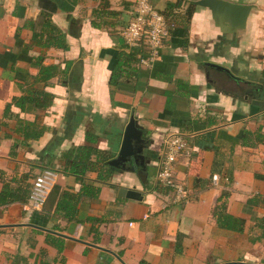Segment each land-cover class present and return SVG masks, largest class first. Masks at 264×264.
Instances as JSON below:
<instances>
[{
  "label": "crops",
  "instance_id": "1",
  "mask_svg": "<svg viewBox=\"0 0 264 264\" xmlns=\"http://www.w3.org/2000/svg\"><path fill=\"white\" fill-rule=\"evenodd\" d=\"M196 1H154L169 34L158 58L142 65L148 47L123 37L133 0H0V193L27 174L32 191L45 170L58 174L54 188L78 192L62 154L88 146L117 158L132 117L146 144L144 160L116 167L98 200L80 204L77 222L54 215V188L39 210L30 200L0 205V264H264V0H226L254 6L246 30L235 34L221 32ZM45 21L65 34L67 49L36 43ZM119 56L123 76L112 86ZM40 62L63 72L48 87L35 82ZM33 89L54 94L52 106L35 113L13 106L6 117L7 105ZM17 115L47 128L44 136L23 145ZM172 134L186 142L175 169L187 192L179 203L157 183ZM220 205L244 219L243 232L219 227ZM48 235L63 241L61 253Z\"/></svg>",
  "mask_w": 264,
  "mask_h": 264
},
{
  "label": "trees",
  "instance_id": "2",
  "mask_svg": "<svg viewBox=\"0 0 264 264\" xmlns=\"http://www.w3.org/2000/svg\"><path fill=\"white\" fill-rule=\"evenodd\" d=\"M179 5L180 4H175V6H170V10L178 8ZM195 7L196 5L191 3L186 10V15L191 17ZM44 26L45 32L39 36V41L36 42L37 44L46 48H68L65 34L53 26L50 21H45ZM132 57L133 54H125L124 59L127 58L129 61L133 59ZM41 60H43V58ZM118 60V64L110 80L112 86H117L119 79L123 76V57L119 56ZM41 65L42 63L40 62V70L35 77V82L38 84L45 83L46 87L52 85V80L63 73L58 66ZM54 99L55 95L50 92L33 89L23 96L14 98L13 101L7 105L5 115L7 117L13 114L11 112L13 106L20 109L22 113H35L39 110L46 111L52 106ZM15 117L18 122L17 131L22 135L23 145H27L30 140H40L47 131V128L38 126L36 121L30 122L21 119L19 115ZM87 139L89 142H96V139L89 135H87ZM260 140L262 141V139ZM113 157L114 156L110 152L88 146L74 147L64 152L61 156L65 161L63 172L74 178L75 183L80 185V190L76 192L74 190L75 188H69L61 191L60 187L56 186L50 195L51 197H49L52 204L56 203L54 215L62 218V220L66 222H77L80 204L86 200H98L101 186L110 181L113 172L116 170V168L109 163ZM89 173L97 174V179L93 183L86 180ZM1 175L2 172L0 171V178ZM30 178L33 177L27 174L23 176L21 181L22 184H18L14 187H4L0 193V205L9 206L16 203H28L31 195V186L26 184V182ZM51 214V212L45 211L44 217L49 218ZM215 216L217 217L219 227L236 232L244 231V219L231 216L226 212L224 206H218L215 211ZM262 227L264 228L263 225ZM54 230H59V227L55 226ZM48 240L57 247L60 253L63 251V241L61 239L48 235Z\"/></svg>",
  "mask_w": 264,
  "mask_h": 264
},
{
  "label": "built area",
  "instance_id": "3",
  "mask_svg": "<svg viewBox=\"0 0 264 264\" xmlns=\"http://www.w3.org/2000/svg\"><path fill=\"white\" fill-rule=\"evenodd\" d=\"M136 3L135 16L129 22L123 32V37L130 47H148V57L141 59L142 65H149L159 56V50L163 40L169 34L168 22L165 16L154 7V1L170 2L172 0H133ZM186 148V142L182 136L172 134L166 136L163 147L162 157L157 176V183L160 186L171 188L174 191L177 203L186 200V190L182 184L175 179V169L180 155ZM218 177L215 176L214 180ZM58 174L53 170H45L34 180L30 195L32 208L42 209L47 198L57 184Z\"/></svg>",
  "mask_w": 264,
  "mask_h": 264
},
{
  "label": "water",
  "instance_id": "4",
  "mask_svg": "<svg viewBox=\"0 0 264 264\" xmlns=\"http://www.w3.org/2000/svg\"><path fill=\"white\" fill-rule=\"evenodd\" d=\"M195 4L199 7L209 9L215 25L225 34H235L239 31L246 30L248 18L254 10V6L252 5H241L226 0H198ZM209 65L234 77L231 70L226 67L216 64ZM145 150L146 144L143 138V132L136 126L135 118L132 117L125 129L123 143L118 157L109 163L115 168H119L120 166L125 168L126 163L132 160H135L136 163L139 159L144 160ZM121 192L130 199L141 200L142 198L140 193L131 190L122 189Z\"/></svg>",
  "mask_w": 264,
  "mask_h": 264
},
{
  "label": "flooded vegetation",
  "instance_id": "5",
  "mask_svg": "<svg viewBox=\"0 0 264 264\" xmlns=\"http://www.w3.org/2000/svg\"><path fill=\"white\" fill-rule=\"evenodd\" d=\"M128 164H130V163H128Z\"/></svg>",
  "mask_w": 264,
  "mask_h": 264
}]
</instances>
